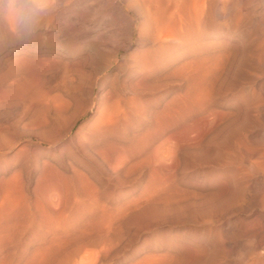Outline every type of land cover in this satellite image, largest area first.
Wrapping results in <instances>:
<instances>
[{"label": "rangeland", "instance_id": "rangeland-1", "mask_svg": "<svg viewBox=\"0 0 264 264\" xmlns=\"http://www.w3.org/2000/svg\"><path fill=\"white\" fill-rule=\"evenodd\" d=\"M99 39L82 36L66 57L68 68L56 63L60 69L36 75L45 76V107L24 111L0 94V264H228L250 235L264 253V198L254 199L264 180L255 177V158L242 152L247 143L249 150L256 147L248 137L264 143V105L250 104L255 96L245 82L257 58H241L205 106L190 97L185 83L174 90L169 73L131 76L118 87L134 101L125 107L126 120L107 145L91 144L81 136L89 133L95 109L74 123L68 116L54 122L53 115L65 101L77 115L89 106L86 84L101 65L94 71L85 56ZM129 52L117 53L113 72L119 76L120 58L128 62ZM242 64L250 65L240 70ZM73 95L80 97L79 107ZM41 114L48 119L41 135L54 141L46 148L30 133L32 118ZM246 222L254 230L246 231Z\"/></svg>", "mask_w": 264, "mask_h": 264}, {"label": "bare ground", "instance_id": "bare-ground-1", "mask_svg": "<svg viewBox=\"0 0 264 264\" xmlns=\"http://www.w3.org/2000/svg\"><path fill=\"white\" fill-rule=\"evenodd\" d=\"M17 3L28 6L31 0H17ZM112 15L115 17H109ZM257 18H260V24L254 27L253 20ZM85 22L88 26L84 25ZM32 27V32L21 27L20 34L13 35L8 25L0 18V94H5L7 101L24 111L35 106L45 107L49 100L44 86L46 81L43 83L45 76L38 78V74L45 71L51 72L50 68L60 69L64 64L65 68H68L66 57L76 52L75 45L82 36L91 34L97 38L100 37L93 47V53H87L85 56L86 63L92 69L94 68V71H97V67L101 65L97 72L99 76L96 77L98 75L96 73L94 77H89V83H87L90 85L86 84L89 86V95L92 97L89 106L77 115L75 108L71 109L70 103L65 101V106H62L63 108L56 116L53 115L54 122L60 121V117L68 116L74 123L79 116L95 109V115L91 118V127L88 129L89 133L81 136L82 140L91 144L101 141L106 144L116 125L126 118L128 109L126 110L125 107L132 104L134 106L133 98H126L125 94L123 96L121 93L123 92L121 88L118 90V87L123 88L126 80L131 76L144 77L149 73H169L172 75V80H170L174 90L185 83L190 97L196 98L205 106L212 102L211 94L215 91V87L229 75L237 62L243 57L246 58V55H253L257 61L253 60L256 58L252 59L251 63L253 62L254 66L245 64L246 68L247 65L253 68L252 72L246 74L247 69L245 72V69L243 70L245 75H249L245 76L247 77L245 82L247 91L255 96L250 104L264 105V0H57L56 6L37 17ZM120 49H131V52L128 54V62H125V56L120 58L124 62V71L119 76L113 72V67L117 62V53ZM80 52L81 50L78 51ZM59 62L64 63L61 65ZM56 63L60 64V68L55 66ZM78 63V61L75 62L76 65ZM245 65L239 66L240 70ZM47 74L46 77L52 73ZM111 76L113 77L112 83L109 84ZM170 80L167 82L170 83ZM97 90L100 92L98 98L95 96ZM71 100L76 105L80 104V97L76 95H73ZM47 121L44 114L34 116L31 120L30 133L36 137V144L40 148L49 147L54 142L41 135ZM81 129L82 127L79 131ZM256 133L257 131L255 135ZM244 135L246 137V133ZM246 141L256 147L249 150L251 146L247 148L249 144ZM246 141L247 145L242 146V152L249 158H255L252 162L258 163L260 168L256 171L255 177L264 180V143L253 137H248ZM110 144H113V141ZM110 144L108 145L111 146ZM98 148L101 147L98 146ZM243 175L241 180L246 179ZM14 177L13 174L6 180L10 182ZM247 182L244 183L247 185ZM261 187V191L255 190L256 193L254 192L256 201L264 198V185ZM241 197L238 199H242ZM245 199L242 200L247 201ZM1 204L3 205V202ZM248 223L246 222L244 226L246 231L252 230L255 225ZM255 238L250 235L245 239L242 250H234V256L231 257V261L228 260L230 261L228 264H264V253L257 250ZM260 238L264 240V229H262Z\"/></svg>", "mask_w": 264, "mask_h": 264}, {"label": "clouds", "instance_id": "clouds-1", "mask_svg": "<svg viewBox=\"0 0 264 264\" xmlns=\"http://www.w3.org/2000/svg\"><path fill=\"white\" fill-rule=\"evenodd\" d=\"M56 4L57 0H31L30 5L24 6L18 4L17 0H0V18L8 25L9 31L18 36L21 27L32 32L37 17Z\"/></svg>", "mask_w": 264, "mask_h": 264}]
</instances>
